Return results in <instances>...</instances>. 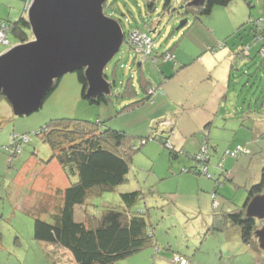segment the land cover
<instances>
[{
  "label": "rangeland",
  "instance_id": "1",
  "mask_svg": "<svg viewBox=\"0 0 264 264\" xmlns=\"http://www.w3.org/2000/svg\"><path fill=\"white\" fill-rule=\"evenodd\" d=\"M26 1L21 0L22 12ZM148 1L107 0L104 5V12L120 20L127 34L135 27L147 32L154 40L151 58L155 54L160 56L159 63L155 64L151 58L136 53L128 40H124L120 51L105 68L107 79L111 83L115 81L113 94L107 101L92 102L84 98L77 71L63 75L42 107L32 114L16 115L11 104L0 98V264H53L55 260H60V254H49L47 246L35 240V218L27 209L41 195L44 197L43 205L46 200L49 207H57L60 204V190L70 184L57 163H48L52 150L44 138L36 134V130L52 126L57 121L70 123L72 120L88 124L99 120L105 122L104 128L125 132L136 145L139 146L142 140L144 143L141 149L132 154L127 180L115 190L95 196L93 205L88 208L89 214L95 217L108 208L123 209L126 204L121 194L141 191V198L131 208L143 212L148 222L152 223L156 245L145 247L116 264H176L173 262L175 254L183 255L192 264H247L249 255H244L247 244L239 228H211L214 210H231L243 205L248 196V187L260 179L259 173L264 165V110L251 114L252 106L249 114L247 109L260 95L257 89L260 83L257 85V80L251 82L254 89L243 83L241 77L246 81L243 74L245 66H240L243 60L239 62L238 70L233 69L231 64L233 76L227 90L230 113L222 119L218 114L212 116L213 111L207 107V98L210 92H216L215 86L197 80V84L193 82L187 88L192 70L189 66L188 69L179 70L180 65L177 64L174 65L173 77L166 78L172 71L173 63L166 61L162 54L174 46L176 53L189 47H200L201 50L204 45L207 50L196 60L211 64L214 69V62L221 63L222 55L228 53L234 44L240 43L241 46L251 41L249 17L241 23L236 35L221 39V32L229 27V19L235 15L242 20L245 18L243 13L247 15L252 12L255 15L260 11V2L232 0L228 6H216L210 15H200L193 12L185 14V9L164 11L165 0H155L156 9L150 13ZM183 1L173 0V4L177 7ZM247 1H252L254 5L249 6ZM242 14L244 17L241 19ZM182 20L187 23L178 28ZM155 27L158 29L153 32ZM215 34L216 40L213 37ZM241 36L244 38L241 39ZM9 40L11 46L17 44L12 33ZM7 48L8 45H0V54ZM229 60L231 63L233 58L229 57ZM256 60L257 63L261 62L259 58ZM142 71L154 86L161 85L156 88L150 101L141 106L135 104L134 109H124L147 95L140 86ZM131 76L137 93L125 97L121 94V88ZM117 92L121 94L120 97ZM157 96L158 99L159 96L165 97L162 109L160 101L152 105ZM237 98L239 105L245 100V106L238 113H233L231 108ZM209 125L212 128L208 133L211 178L203 173L187 171L191 167L200 171L204 164L193 159V156L200 152L204 138L201 132ZM13 134L27 135L29 139L24 151L18 155H11L5 150ZM155 134H171L172 144L179 156H171L170 148L152 137ZM149 135L151 138L142 139ZM238 148L242 152L237 157L225 154ZM221 161L224 170L233 176V182L225 179L219 165ZM217 178L223 182L215 181ZM84 212V206L78 207L76 219H86ZM47 216V213H42L43 219L48 220ZM229 243L232 255L227 252L226 244ZM69 256L62 254L64 259ZM260 256L264 260L263 251ZM252 258L256 260L255 255ZM251 264L256 263L252 261Z\"/></svg>",
  "mask_w": 264,
  "mask_h": 264
},
{
  "label": "trees",
  "instance_id": "2",
  "mask_svg": "<svg viewBox=\"0 0 264 264\" xmlns=\"http://www.w3.org/2000/svg\"><path fill=\"white\" fill-rule=\"evenodd\" d=\"M231 1L206 0L203 4L193 5L191 3L192 0H184L175 7L173 0H165L163 10L171 12L173 10L185 9V14L193 12L200 15H210L216 6H228ZM248 4L251 6L253 2L249 1ZM111 6H113V3ZM147 8L150 13L154 11L156 9L155 0H149ZM0 20L7 27L8 39L10 33L16 37L17 43H24L33 39L30 24L25 17L14 21L1 18ZM248 22H250L252 27L250 29L252 34L251 41L243 43L241 46H239L240 43L234 44L235 49L233 52L237 56L233 58L232 68L238 70L239 62L249 58L251 49L258 46L257 56L249 58L251 65H247V70H243L246 81L241 77L243 83L249 84L252 88L254 87V83L251 85V82L257 80V85L258 82L260 83L259 88H257L260 91V95L257 96L258 98L259 96L261 97V86H263L261 72L264 68L261 62L264 59V55H262L264 43L261 42L264 39V11L260 16H250ZM156 28L158 29V27L154 29ZM134 29L145 32L139 27H135L132 30ZM236 32L233 34L236 35ZM145 33L148 34L147 32ZM243 38L244 36H241V39ZM125 40H128L127 32ZM8 46L9 48L11 47L10 40ZM130 47L133 48L131 44ZM167 54H171L173 56L172 59H167ZM162 56H164L166 61L175 62V65L177 64L176 56L172 50L169 49ZM159 57L158 54L152 57L155 64L159 63ZM257 58H261L260 63H257ZM250 67H252V70H250ZM77 72L84 98H88L92 102H103L107 101L109 96L113 94L112 88L115 81L113 83L109 81L111 83V92L109 94L98 97H87L88 81L85 76V70L81 69ZM173 75L170 74L165 77L168 78ZM131 78L132 76L121 88V94L125 95V97L137 93L134 89L136 85L132 82ZM59 80H55L44 101L56 88ZM160 85L161 83L154 86V83L144 71L140 72V86L147 93V96L133 102V104H128L124 109H134L136 106H141L150 101L156 92V88ZM151 90L152 93H149ZM119 92L116 93L118 97L121 95ZM0 98L6 99L4 95H0ZM72 121L70 123L57 121L58 123L52 126H45L36 130V134L42 136L52 150V156L48 163H57L70 181V184L63 190H60V204L57 207H49V203L46 200L44 202L45 205H43L44 197H41V195V199H37L40 198L37 197L34 203L27 209L28 213L35 218V240L45 244L49 254L61 255L60 260H55L53 264H116L119 260L125 259L145 247L156 245L152 223L148 222L143 212L131 208L141 198V191L135 190L122 193V199L126 204V207L123 209L108 208L98 217L89 214L90 212L88 211V208L93 205L92 200L95 196L100 195L104 191L115 190L127 180L129 171L131 170L132 154L142 148L144 144L143 140L138 146L125 132L109 127L104 128L105 122L99 120L94 124H88L80 120ZM156 128L155 126L154 129ZM152 137L162 142L163 145L168 146L171 156H179V152L172 144L171 134L169 136L155 134ZM144 138H151V136L142 137V139ZM28 141L27 135L13 134L11 143L6 146L5 150L11 152V155H18L24 151ZM204 144H207L209 148V137L206 134L201 145L204 146ZM201 151L202 147L200 152L193 156V159L204 163L200 171L192 167L187 169V171L203 173L211 178L212 175L209 174V168L208 173L202 170L204 165L208 167L211 155L209 154L208 161L201 160L199 157ZM220 163L223 164V161ZM222 170L225 179L233 182V176L227 170H224V168ZM259 177L258 182L248 187V196L243 205L236 206L231 210H214L212 217L213 227L211 229L226 230L231 226L238 227L243 241L250 249L264 252L258 236V230L264 225V220L249 216L247 213L249 202L255 196L264 192V165L261 167ZM215 181L223 182L219 178L215 179ZM82 206L85 209L84 214L86 219L77 220V208ZM42 213H47L49 219H43ZM60 249L65 251L64 254L70 255L68 259L62 257L63 253ZM173 262L176 264H192L188 258L180 254H175Z\"/></svg>",
  "mask_w": 264,
  "mask_h": 264
},
{
  "label": "water",
  "instance_id": "3",
  "mask_svg": "<svg viewBox=\"0 0 264 264\" xmlns=\"http://www.w3.org/2000/svg\"><path fill=\"white\" fill-rule=\"evenodd\" d=\"M206 0H192L193 5ZM107 0H32L26 19L33 39L0 54V95L16 115L38 111L56 79L85 70L87 97L111 92L105 68L120 51L126 32L104 12ZM180 21L178 28L186 25ZM157 30L154 29L153 32ZM249 216L264 220V192L248 204ZM264 250V225L258 230Z\"/></svg>",
  "mask_w": 264,
  "mask_h": 264
},
{
  "label": "crops",
  "instance_id": "4",
  "mask_svg": "<svg viewBox=\"0 0 264 264\" xmlns=\"http://www.w3.org/2000/svg\"><path fill=\"white\" fill-rule=\"evenodd\" d=\"M30 2H31V0H28V2L26 1L24 10L22 12L21 8H20L22 5L21 0H0V18L1 19H10L11 21L17 20V18L19 19V17L20 18L21 17L26 18L27 7H29ZM259 2H260L259 3L260 4V7H259L260 11L256 12L255 15L252 14V12H250V14H247V15L245 13H243L245 15V18L242 19V17H244V15L242 14L240 16V18L242 20H240L239 17L237 19V17L235 15L232 16L229 19L230 20L228 23L229 27H226V28L224 27L225 29L223 28L224 30L221 32V35H222L221 39H226L227 37H229L233 33H235L239 29L240 25H242L241 23H243V21L245 19H247L248 17L260 16L262 14V12L264 11V0H259ZM252 5H254V4H252ZM19 12H20V16H19ZM17 15H18V17L15 18ZM215 36H216V34L213 36L214 40H216ZM206 39L209 43H211L208 36H206ZM261 43H264V39ZM201 47H203L201 50H199L200 47H189L183 52L179 49L178 52H176V53H175V47H173L170 50H172V52L174 54H176V63H177V65H180V66H178L177 69H179V70H181L183 68L188 69V66H189V69L192 70L191 71V77L187 83V88H188L189 84L196 82L197 80H199L200 82H207L208 84H210L209 86H215L216 92L215 93L210 92L209 96L207 98L208 99L207 107L210 108L209 111H213L211 113L212 116H214V114L217 116V114H218V115L222 116V119H224V116L227 115V113H230L229 112V103H227V101H228L227 98L229 97V92L227 90H228L229 85L232 82L231 78L233 75H232V72L230 71V66H231L233 60L230 63L229 57L234 58L237 56V54L233 52V50L235 49V46L232 49L229 48L228 53H224L222 55L223 60L220 59L222 61L221 63L214 62V69L212 68L211 64L208 65L204 62H199L196 60L197 57H201V55H203V53H205V51L207 50L206 46L203 45ZM210 49H212V48L210 47ZM252 49H251V54H250L249 58L257 56L256 54H257L258 46H255ZM249 58L243 59V61H242L243 63L241 62L240 66L242 64H243V66H245V69H243V70H247V68H246L247 65H251ZM172 63H173L172 68H171L172 71L169 72L170 74H174L175 62H172ZM261 64H262V67L264 68V59L262 60ZM197 69H199V70H197ZM261 77H262V80H261L262 85L264 86V70L261 72ZM196 84H197V82H196ZM263 86H261L262 87L261 97L259 96L258 98H256L255 103H252V104L250 103L248 105L247 109L249 110V112H248L249 114L251 112L252 106L254 109L252 110L251 114H258L260 112L258 110H261V111L264 110V87ZM178 90L179 91L181 90L180 84L178 85ZM187 91H188V89H187ZM156 98L157 99L154 101V103L152 105L155 106L160 101L159 103H160L161 109H162V106L164 103L163 99L165 97L159 96V99H158V96H157ZM262 99H263V101H261ZM237 101H238V98L236 99V103H235L234 107L231 108L233 113H235V112L238 113V111L243 110V108L245 106V102H244L245 100L242 101L240 103V105H239V103H237ZM211 102H212V104H211ZM211 129H212L211 125H209V127L206 126L205 129L201 132V135H204V137H205V134L208 135L209 132L211 133ZM262 133H264V129H263ZM202 141H201V143H202ZM223 168H224V164H223ZM259 176H260V173H259ZM226 245H227V252H229L232 255L233 251L230 249V243L226 244ZM60 251L63 254L65 252V251H63V249H60ZM244 255H246V256L249 255V257H247V260H246L247 264H251L252 261L255 262L256 264H264V260L260 256V252H257L253 249H250V247L248 245L244 251ZM253 255L256 256V260H255V258H252Z\"/></svg>",
  "mask_w": 264,
  "mask_h": 264
},
{
  "label": "built area",
  "instance_id": "5",
  "mask_svg": "<svg viewBox=\"0 0 264 264\" xmlns=\"http://www.w3.org/2000/svg\"><path fill=\"white\" fill-rule=\"evenodd\" d=\"M128 41L136 53L142 54L144 57H148V58L151 57L150 55H152L153 53L154 40L148 34L142 32L139 29H134L128 34ZM0 44H6V45L9 44L7 27L4 24H2L1 20H0ZM262 55H264V49H262ZM172 57L173 56L171 54H167L166 56L167 59H172ZM149 93H152V90ZM208 149L209 148L207 144H204V146H202V151L199 156L201 160H205V161L209 160L210 155L208 153ZM241 152L242 149L238 148L235 151H227L225 154L237 157ZM222 166H223L222 163H220V167ZM202 170L203 172L208 173L207 165H204Z\"/></svg>",
  "mask_w": 264,
  "mask_h": 264
},
{
  "label": "clouds",
  "instance_id": "6",
  "mask_svg": "<svg viewBox=\"0 0 264 264\" xmlns=\"http://www.w3.org/2000/svg\"><path fill=\"white\" fill-rule=\"evenodd\" d=\"M109 16V15H108ZM111 17V16H110ZM113 18V17H112ZM119 21V20H118ZM120 22V21H119ZM121 23V22H120ZM122 25V24H121ZM129 43V42H128ZM130 45V44H129ZM9 49V48H8ZM133 49V48H132ZM149 58H151V57H149ZM152 59V58H151ZM157 61V60H156ZM109 81V80H108ZM220 165V164H219ZM223 165V164H222ZM221 168H223V166L221 167Z\"/></svg>",
  "mask_w": 264,
  "mask_h": 264
}]
</instances>
